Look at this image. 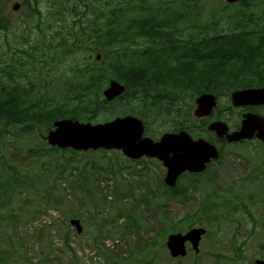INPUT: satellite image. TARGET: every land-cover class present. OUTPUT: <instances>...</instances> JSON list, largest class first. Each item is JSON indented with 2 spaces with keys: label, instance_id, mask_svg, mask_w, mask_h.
Here are the masks:
<instances>
[{
  "label": "trees",
  "instance_id": "trees-1",
  "mask_svg": "<svg viewBox=\"0 0 264 264\" xmlns=\"http://www.w3.org/2000/svg\"><path fill=\"white\" fill-rule=\"evenodd\" d=\"M20 1L22 7L29 10L22 21L31 30L29 24L37 18L38 31L32 38L24 36L26 46L21 44L15 51L32 57L30 69L47 71L29 76L24 62L17 57L10 66L0 68L8 79V83L4 82L0 76L1 136L12 133L19 139H26L43 129H52L53 122L59 119L97 122L100 115L108 120L135 113L149 121L151 117L178 112L183 119L186 109L179 105L181 94L188 96L190 91L228 94L231 90L251 87L255 82V76L249 74L252 71L264 73V28L254 38L245 34L246 21L237 22L236 27L241 29L242 35L223 36L219 38L223 39L221 42L211 43L205 58L210 66L195 72L192 68L197 67L194 61L197 47L193 44L199 38L193 34L194 28L187 18H159L153 12L142 16L141 9L153 10L149 0H138L136 4L135 0H120L116 6L106 1L113 5L112 8L99 11L95 6L98 0H79L84 5L83 14H79L76 4L67 6L70 12L73 10L70 21L65 17L64 7L60 5V10H55L57 3H54L50 13L54 18H47L46 27L42 25L43 19L36 17L42 16L41 0ZM164 1L167 6L177 5L175 0ZM8 2L0 0V31L7 35L18 26L10 18ZM89 10L94 16L85 18ZM251 21L256 23L252 17ZM204 40L207 39H203L201 45ZM97 53L103 56L100 63ZM225 78L230 84L223 80ZM112 80L124 85L126 92L108 102L102 90ZM50 150L72 153L65 157V168L74 161L85 162L80 180L88 179L84 171L89 165L93 170L100 167L93 156L82 160L75 158L77 152L70 149L51 147ZM209 209L203 204L199 214ZM1 211L2 208L0 228L1 219H7ZM1 247L4 245L0 244ZM0 264H6L1 251Z\"/></svg>",
  "mask_w": 264,
  "mask_h": 264
},
{
  "label": "rangeland",
  "instance_id": "rangeland-1",
  "mask_svg": "<svg viewBox=\"0 0 264 264\" xmlns=\"http://www.w3.org/2000/svg\"><path fill=\"white\" fill-rule=\"evenodd\" d=\"M17 1L20 0H9L7 3V10L11 15L10 18L18 26L17 28H13V31L11 30L8 35L4 34L3 31H0V68L4 69L5 67L10 66L14 63V57H17L21 58L20 62H24V70L26 72L29 71V76H32V74L45 73L47 70L36 71L34 69H30L32 57L26 53L15 51V48L21 46V44L26 46L23 40L24 36H30L32 38L36 31H38L36 26L38 21L37 18H35V21L32 24H29L31 28V30H29V27L22 21L25 9L21 8L18 11H14L12 9L13 4ZM54 1L59 2L61 0L42 1V25L45 27L47 23L48 10H51L50 4ZM66 1L69 7L76 4L78 6L79 14H83V3L79 0ZM106 1L116 6L119 5L120 0H98L95 3L98 11L112 8L113 5H109ZM179 1L180 2L175 6H167L164 4V0H159L157 3L153 4L152 11L147 9L145 10L144 8L141 9L140 12L145 16H148L149 13L153 12L159 18L180 17L183 18V20L184 18H198L199 21L197 22L200 25H204V23H206L205 20H211L212 17L222 15L224 13L223 9L226 6L222 2L223 0H212V3L207 7V2L210 0H203L201 4H204L205 8H189L187 7L189 4L187 0ZM259 1L262 2V7L264 8V0ZM133 3H138V0H135ZM262 7L257 5V9L255 11H259ZM236 8L237 6H231L227 8V12H231ZM71 13H73V10ZM71 13L69 11L66 13L65 17H68V21H70L73 16ZM90 16H94L92 10L88 11L85 18ZM226 22L227 20H223L220 25L227 27L228 23ZM78 27L79 24L77 25V28ZM102 58L103 56L101 59ZM2 69H0V76L3 78L4 82L8 83V79L3 74ZM21 78L26 81L23 76ZM225 101L226 100L224 99V102ZM192 105L193 98H190V107ZM41 134H43V132H41ZM11 136L12 135L9 136L8 140L1 139L0 141V150L2 152L0 154H3L2 158H0V163L2 164L8 162L5 154L8 153V150L3 153V150L8 148V164L11 163L12 165L18 166L16 169L11 170V176L15 175L17 177H22L27 182H36L40 176L39 186L40 188H43L40 189L41 192L43 191L45 193L49 185L54 183L55 185L58 184L63 186L66 193H63L58 202L54 200L47 201L43 199L41 195H38V207L36 209L38 212L34 215L31 211H29L32 203L25 202L23 197L19 196L20 193L24 194L26 186L17 187L15 202L18 203L19 201H22L25 206H22L19 209L21 223H19L18 220L11 218V222H8V227H6V230L2 235L3 238L1 239V242L6 245L2 248V250H5L4 253L8 259V264H55V262H53L54 253L59 255L61 261L63 259V264H113L114 261L119 262V259L117 257L115 258V256L123 249L125 250L123 253L128 255L127 250L131 247L142 245L145 239H149L153 236L156 228L169 226L170 222L167 223L168 220L162 217L163 209L159 210L160 218H157L150 212H148V215H146L145 218H142V222L146 224V229H148L145 233H143V236H140V234H136L133 231L130 232V235H126L119 227L126 222L127 219L125 220L124 217L120 223H117L118 226L115 223L111 224L109 221L113 214L119 213V217L123 216L119 209L124 211L130 210L129 212L131 213L134 212L133 209L135 206L139 216H142V210L145 209V207L150 210H154V204L150 203V200H159L166 195V187L161 182L156 181L161 180L166 173L163 166L152 165L154 175H150L149 178L152 182H156L152 185L146 201L137 202L134 199H131L130 201L131 197L124 199L123 195L127 192V188L123 187L125 183L123 178L118 177L116 180L111 177L96 178L95 174L91 175L90 173V178L87 180L89 181L87 186L93 192V196L89 194L88 190L80 186L78 188V196L80 197V200H78L74 192L71 191L70 185V182L76 177V175H71V173L66 171L63 177L64 180L58 177V174L61 171L57 162L59 156L51 154L48 155L50 165L45 168V170L42 167L44 164L34 163L42 159L34 155L39 148L44 147L41 138H30L31 142L29 144L24 143L25 147L15 145V141L11 143V145L1 144V142L10 143V140L12 139ZM251 144L252 143H249L248 145L237 146L235 148H226L224 160L214 163L209 172L210 175L217 173L215 183L222 187L224 191L228 190L229 187H233L237 189L233 191L240 192L248 198L250 197L249 194L253 193L255 201H253L252 197L250 201V198H246L248 200V206L244 207L242 211H239V213L236 214L237 217L242 219V221L244 219V225H237L233 219L226 221L229 219V215H235L238 211V207L227 209L225 217L219 216L213 220H205L204 218L200 220V218L196 219V216H194L196 221L191 223H194L195 227H205L206 229L210 228L211 234L206 237L204 236L200 245V256L196 257L192 251L186 257L178 260L172 258L168 250L160 248L158 251L156 250V259L151 264H178L179 262L180 264H195L196 262L197 264H231L229 262V258L234 255V251L230 247V242L235 243L237 241L243 247L245 258L241 260L239 259L235 264H251L256 258L261 257L264 259V232L262 233L261 231L264 228L261 224L257 227L254 226V224L258 222V217L264 218V189H261L264 185V179L260 177L255 179V177L259 175L258 173L253 177V180L245 179L249 174L250 169L254 168L251 164L254 165V163H260L264 160V150H262L261 147H257L255 143ZM31 148L34 149V154L28 153L27 149L29 150ZM111 153H115V156L118 157L119 160L114 164V170L110 171V175H122L120 168L128 162L120 153ZM256 159L261 161H256ZM141 167H145L146 172H153V170L147 166L145 161L141 162ZM3 170H5V168H3ZM1 172L2 171H0V174ZM74 173H77V171H74ZM124 173L127 175L124 177L128 178L130 175V169H125ZM209 174H203L201 176L205 180V184H203L201 180L199 188L192 190L187 198L169 195L165 198L167 204L165 206V210L168 209L170 219L177 222L179 228L186 230L189 229L190 221L179 220L184 218L186 215L193 214L199 209L200 203L204 199L203 189L205 185H210V183H208ZM96 175H99V173L97 172ZM35 187H37V184H32L28 188L31 190L33 188L35 189ZM131 187L135 190V195H138L139 198L140 189L138 188L141 187V183L136 182L135 184L132 182ZM223 190L220 192L223 193ZM0 193V202L4 203L6 208H10L13 193L12 190L7 187L4 174H1L0 176ZM25 196H27V194H25ZM32 198H35L34 194H32ZM121 201L126 202V204ZM229 202L231 204L232 200L230 199ZM236 202H238V200H236ZM227 206H229V204ZM94 209L97 212L98 219H100L98 227L100 235L97 236L96 239H94V235L98 232L95 231L93 234L87 231L83 233V235H80L69 223L70 218H80L84 226V231L86 228H89L90 225L91 230L95 229L97 221L95 219V215L93 217V214L95 213ZM242 212L249 220H247ZM136 218L138 217L136 216ZM160 219H163L162 222H160ZM129 220L130 224L136 228L135 219L130 218ZM134 228L132 229L134 230ZM150 228L151 230L149 231ZM67 234L71 237V244L74 250H69L65 245V238ZM107 234L113 235L112 240L106 239ZM165 235H167V232L163 233V235L160 236V239H163ZM98 237H100V239H97ZM7 252L12 256H9ZM51 252L53 253L52 259L50 257ZM217 254H222L224 257L218 258L216 256ZM107 255L109 256V259L106 257ZM152 255V251L143 252L138 260L131 259L126 262H121L124 264H148L144 262ZM47 258L51 261L47 262Z\"/></svg>",
  "mask_w": 264,
  "mask_h": 264
},
{
  "label": "water",
  "instance_id": "water-1",
  "mask_svg": "<svg viewBox=\"0 0 264 264\" xmlns=\"http://www.w3.org/2000/svg\"><path fill=\"white\" fill-rule=\"evenodd\" d=\"M234 2L238 0H228ZM15 10L19 8V4L13 7ZM123 91L120 84L113 82L112 88L106 91L109 99ZM254 97V98H253ZM263 98V90H245L238 91L233 94L234 105L249 103L251 99ZM251 100V101H250ZM199 109L197 114L200 116L210 114L216 102L214 97L205 95L198 100ZM254 121L250 118L244 121L242 130L238 133L228 135L229 141L240 140L244 138H251L254 132ZM220 125V124H219ZM219 125L214 124L212 129H219ZM57 127L55 131L51 132L48 139L53 145L61 147H72L75 149H89V148H122L126 153L132 156H140L142 153L147 152L149 155H158L164 159L169 167V183L174 185L177 177L186 169L199 171L205 168V163L209 161L210 157H217L218 154L212 151L209 144L204 141L193 142L184 135L174 136L165 135L162 142L153 144L151 140H142L138 142L143 131V125L135 118L127 117L125 119H116L113 122L92 126L90 124L84 125L72 120H63L55 122ZM261 133L259 136L264 140V128H260ZM224 134V133H222ZM213 148V147H212ZM172 151L174 154L170 156ZM81 230L79 221H72ZM202 230H193L187 238H191L195 244L198 243ZM195 237H194V236ZM185 238L171 236L168 245L174 256L185 254L184 241ZM257 264H264V261H258Z\"/></svg>",
  "mask_w": 264,
  "mask_h": 264
},
{
  "label": "flooded vegetation",
  "instance_id": "flooded-vegetation-1",
  "mask_svg": "<svg viewBox=\"0 0 264 264\" xmlns=\"http://www.w3.org/2000/svg\"><path fill=\"white\" fill-rule=\"evenodd\" d=\"M263 74L264 73H262L260 71L259 72L256 71V72L252 73V75H254V76H261ZM239 111L240 112L238 113L237 120L235 122H230V125H231L230 128H231L232 131L238 130L240 128V126H241L240 123L242 122V115L245 112H247V113L250 112V113H253V114H256V115H260V116L264 117V104H257V105L247 106V107L246 106L245 107H241L239 109ZM222 140H224V139H221L219 141H222ZM258 140L259 139H257V138L253 139V141H256V144H258L257 147H261V149L264 150V143L262 141H260V140L258 142ZM221 144L222 143H219V146L223 149V145H221ZM222 149H221V151H223ZM256 161H261V160L256 159ZM257 170H258L259 173L263 172V174H264V160L262 162L258 163V169Z\"/></svg>",
  "mask_w": 264,
  "mask_h": 264
}]
</instances>
